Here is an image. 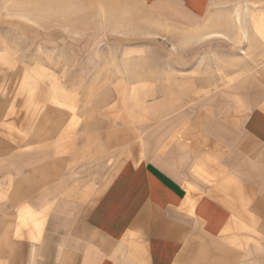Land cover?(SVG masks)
I'll return each mask as SVG.
<instances>
[{
  "label": "rangeland",
  "instance_id": "374dc122",
  "mask_svg": "<svg viewBox=\"0 0 264 264\" xmlns=\"http://www.w3.org/2000/svg\"><path fill=\"white\" fill-rule=\"evenodd\" d=\"M58 11L0 21V205L19 222L28 202L87 209L157 136L183 146L201 132L209 152L214 111L237 108L240 121L246 85L264 63V0H221L213 13L233 16L228 32L189 43L141 37L129 22L105 35L84 7ZM21 176L30 196L11 198Z\"/></svg>",
  "mask_w": 264,
  "mask_h": 264
},
{
  "label": "crops",
  "instance_id": "0c3cea01",
  "mask_svg": "<svg viewBox=\"0 0 264 264\" xmlns=\"http://www.w3.org/2000/svg\"><path fill=\"white\" fill-rule=\"evenodd\" d=\"M220 1L0 0V21H45L69 4L105 35L129 22L141 37L189 43L228 32L233 16L213 13ZM241 100L240 121L237 108L214 111L209 152L201 132L183 146L152 138L87 209L63 202L35 211L28 202L19 222L0 205V264H264V63ZM27 177L11 198H29Z\"/></svg>",
  "mask_w": 264,
  "mask_h": 264
},
{
  "label": "bare ground",
  "instance_id": "6f19581e",
  "mask_svg": "<svg viewBox=\"0 0 264 264\" xmlns=\"http://www.w3.org/2000/svg\"><path fill=\"white\" fill-rule=\"evenodd\" d=\"M258 25H259V24H258ZM256 27H257V26H256ZM261 27H264V25H261L260 28H257V30H258V29L262 30L263 28L261 29ZM263 31H264V30H263ZM258 32H259V30H258ZM262 34H264V32H263ZM263 36H264V35H263Z\"/></svg>",
  "mask_w": 264,
  "mask_h": 264
}]
</instances>
